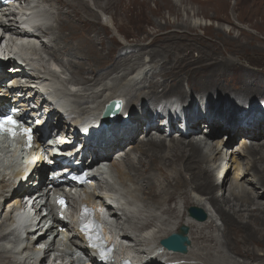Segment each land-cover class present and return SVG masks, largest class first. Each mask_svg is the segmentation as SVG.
<instances>
[{
	"label": "bare ground",
	"instance_id": "obj_1",
	"mask_svg": "<svg viewBox=\"0 0 264 264\" xmlns=\"http://www.w3.org/2000/svg\"><path fill=\"white\" fill-rule=\"evenodd\" d=\"M86 1L39 0L41 5H51L56 10L57 27L51 29L47 26H39L37 27V38L35 36L33 37L36 39L31 38L41 40V51L47 56L46 59L36 51L32 53L37 56L42 68H45L50 61H54L60 65L67 76H70L69 81L72 84L82 88L81 96L76 95V101L72 102L78 106V109L64 105L57 107L39 93L38 89L31 88L19 91L18 93L22 96L11 100L12 96L3 94L0 86V111L5 110L7 108L5 103L11 100V106L23 109V114H25L31 106L27 98H32V103L34 104L35 101L38 109L34 113H28L25 118L29 127H33L38 133L41 127L47 125L51 131V138L54 132L58 131L62 137L66 135V138H70V135H73L74 142H80L77 149L72 148V152L64 153V155L67 153L72 156L61 158L63 161L79 158L81 163L85 161L87 163L88 159H92V163L98 160L101 164L109 163L115 183L123 190H130H127L130 196L126 203L127 208L136 210L134 215L126 216L120 214V210L112 205L110 211L118 221L119 229L123 232V239L133 240L136 247L144 248L141 258L136 263L194 264V261H199L196 263L264 264V115L254 116L252 113L240 112L244 110V101H248L251 94L254 96L252 101L264 98V75L257 76L247 72L244 78L241 75L239 78H232V74L240 73L242 69L233 63L224 65L226 58L223 61L222 58L216 57L220 54L219 50H212L213 52L206 50L210 44H206L205 40L195 34L193 38L201 42L200 50H195L199 53L198 60L193 59L194 50H183L184 54L180 50V54L173 57L172 54L167 55L165 60H161L163 61L161 67L159 66V80L156 79L158 74H156V69L148 66L147 63H140V59H143L146 54L145 49L152 46L154 40L148 45L146 43L133 44L131 47L134 50H120L121 57L118 59L116 54L118 50H111L110 46L107 48L106 45L102 47L99 44L98 33L93 30L92 36L87 40L82 38L83 41L79 47L80 54L68 50V46V49L63 52L66 57L63 58V56L62 59L59 57L61 55L56 54L62 50L47 49L54 47L50 45L53 38L55 41L61 43L62 40L70 45L75 23L92 26L96 15ZM93 1L99 2L100 0ZM151 1H157L163 9H169L172 15L178 17L182 15V9L173 0H139L138 3L134 1L127 5L124 4V10L132 13L137 10L138 4L149 12ZM112 2L108 1L107 5H115L116 2ZM188 2L202 3L199 0H182L183 4H188ZM184 11L187 9L184 8ZM48 17L50 18L49 15ZM166 25L169 26L170 22ZM190 26L189 23L181 21L177 26L157 29L153 36L164 34L167 31L165 34L170 35L168 36L169 41L172 40L171 37L174 34L187 38L186 36L190 33H196V30ZM41 28L44 29L43 33ZM7 29L8 32L16 31L13 27H7ZM218 30L222 31V29ZM67 31H70L69 34L66 33ZM225 31L231 33V30L226 29ZM23 35L32 34L24 33ZM47 40L48 43H46ZM110 41L117 42L114 36L110 37ZM92 42L96 50H85L87 43ZM98 45L101 47L97 48ZM222 53L233 55L237 54V50H222ZM150 55L160 56L161 53L158 50ZM74 56L83 58L85 61L76 65L74 61H71L69 65L66 64L69 61L68 57ZM123 62L124 65H122ZM74 66H77V76L81 73L82 67H87L83 71L86 70L93 76L91 80L86 79L83 84L74 81V75L70 71ZM4 70L5 72L0 74V84L2 80H7L11 76L8 67ZM100 72L104 73L95 78ZM114 73L117 76L122 75L120 79L114 78L111 88H118L124 81V93L113 92L108 85L102 86L99 91L95 90ZM22 75L27 78L29 72L23 71ZM224 77L229 78L228 82L233 88L243 92L239 94L242 100L232 95L213 91L223 87L222 78ZM161 88L163 90L159 91ZM146 89L148 91L144 93ZM202 92H205V95H200ZM144 94L145 98H150V100L145 99ZM120 96L125 99V107L119 118L111 125L103 127V130L94 131L95 122L104 117V105ZM144 99L146 101H142ZM171 101L177 105H184V107L180 111L169 113L173 109ZM134 108H138L139 113H136ZM235 113L243 116L241 118L243 121L235 122L233 120ZM125 114H129L128 119L124 118ZM64 122L65 125H63ZM86 125V128L83 127ZM176 126L179 129L177 132ZM80 127L82 132L79 130ZM200 128L207 129L209 135L206 138L213 140L210 147H207V143L199 138L203 137L197 134ZM222 131L233 136L232 142L239 139L240 145L232 148L233 143L228 144L224 140H215ZM137 137L139 140L136 142L134 140ZM42 145L46 153L58 147L57 143L53 148L45 146V143ZM123 147L124 150L120 151ZM114 156L119 157L112 161ZM37 162L38 166L28 172L9 174V178H18L19 184H25L20 190L12 188L10 191L11 185L7 176H0V227L8 219L7 209L11 204L21 203L20 194L29 193L32 191V185H40L42 180L49 181L48 175L54 174L56 166L58 170L62 169L59 162H55L54 166L43 164L40 158ZM137 163L145 168L144 173L131 176V171H136L134 168ZM8 166L7 163L3 165L5 169ZM123 166L124 171L121 170ZM155 169L157 173L153 172ZM158 176L162 177V180L159 179L161 181L158 182L159 185H156L152 182ZM128 183L134 188L131 189ZM101 185L102 182H99L98 186L101 187ZM142 187L146 189L147 199L151 200V203L144 200V196L140 197ZM105 197L109 198L111 195L96 193L93 197L88 196L85 201L93 204L98 200L102 201L101 199ZM180 199H183V219L175 224L170 223L171 219L179 218L177 201ZM137 202L142 205L141 209L137 208ZM191 207L201 209L207 216L206 221L200 223L189 218L187 211ZM152 209L166 215L161 227H157L154 223L159 219L157 215H151L148 219L144 218L145 215L142 212H150ZM125 224L132 226L136 224L135 231L138 233L153 227L154 230L151 229L155 237L160 238L174 232L180 233V228L185 225L189 229V241H192H190L187 254L167 255L163 253L160 255L148 244L144 245L143 239L137 234L135 236L127 230L124 232ZM64 227L68 230L61 233L62 238L59 239L61 247L68 246L70 237H80L76 229L69 226ZM44 237L45 235L40 236L39 240L45 241L47 238ZM49 251H55L52 245ZM31 256L18 255L10 260L5 252L0 251V264H28L26 262L29 260H34L32 264H42V261L38 263V259L30 258ZM125 264L130 263L126 261Z\"/></svg>",
	"mask_w": 264,
	"mask_h": 264
},
{
	"label": "rangeland",
	"instance_id": "obj_2",
	"mask_svg": "<svg viewBox=\"0 0 264 264\" xmlns=\"http://www.w3.org/2000/svg\"><path fill=\"white\" fill-rule=\"evenodd\" d=\"M108 1L110 2L113 1L112 3L114 2L116 3L115 5L110 6L107 5ZM134 1H137V3L139 2V0H100L99 2H95L93 0H87L86 2L88 6L90 7V9L94 11L96 15V17L93 19L95 20V22L91 24L92 26L85 25L84 23H75V29L73 31L72 42L70 45L64 43L62 40L61 43L59 41H55V39L53 38L52 39L53 41L51 42L50 45L52 46L54 45V47L47 50H62V51H58L56 54L58 56L61 55L59 56L60 58H62L63 56H64L63 58H65L66 56L63 55V52L67 50L69 46L68 50H72L74 53L80 54L79 47L83 39L87 40L89 37H91L92 31L94 30L96 33H98V39L100 40L99 44L102 47L106 45L105 47L107 48L110 46L111 50H118L116 54H117V58L120 59L121 57L119 54L120 50L123 51L134 50V48L131 47L133 44L137 45V44L146 43L148 45L154 40L153 45L148 46L145 49L147 50L146 54L143 57V59H140L141 60L140 63L142 64L147 63L148 66H151L153 69H156L157 70L156 74L158 73L156 75V79L159 80L160 78L158 75L162 64L161 62H163L161 60L164 59L167 55L172 54L171 56L173 57L180 54L179 52L180 50H182V52L183 50H194L193 55L192 54L191 55L194 57L193 58L194 60H198L199 53L198 51L195 50H200L201 42L193 38L195 34L198 35L202 40H205L206 44L207 43L210 44V46L207 47L208 49L206 48V50L208 51L211 50V52H213L212 50H219L218 52L220 54L219 56L216 55V57H218L219 59L222 58L223 61H225L226 58L224 65L233 63V64H237L239 69H242L240 70V73L235 72V74H232L231 75L232 78H239L240 77L239 75H241L242 77L247 76L245 75L247 74V72L255 74L257 76L264 75V0H199L203 4L202 3L199 4L197 2L196 3L188 2V4L185 3L183 4L182 0H173L174 3H176L182 9L181 10L182 15L180 17L172 15L169 9H163L160 3H158L157 1H151L149 12L145 11V8L138 4L136 8L137 10H135L132 13L124 10V4L127 5L133 3ZM206 1L208 3H205ZM43 5L48 8L47 11L49 13L48 15L52 19L51 21L52 23L47 27L51 29H55L57 27V12L51 5H50L51 7L45 4ZM184 8H186L187 11H184ZM181 21H185L189 23L191 25L190 27L196 30V33H190V35L186 36L187 38L182 37L179 34H174L172 35L171 37L172 40L170 41L168 40L169 39L168 36L170 35L165 34L167 31H165L164 34L153 36V34L157 29L170 28L173 25L177 26L178 24L181 23ZM167 22H170L169 26L166 25ZM104 27H106L107 29L106 28L104 29ZM218 29H222V31ZM226 29H228V31L231 30V33L230 32L226 33L225 31ZM43 30L44 29L41 28L42 33ZM69 32L70 31H67L66 33L69 34ZM112 36L116 38L118 43L117 42L114 43L110 41V37ZM48 40L46 41V43L49 42ZM100 45H98L97 48H100L101 47ZM85 50H96V46L93 42L90 44L87 43ZM158 50L161 53L160 56L150 55L154 51L157 52ZM222 50H237V54H233V55H230L229 53L223 54ZM68 59L69 61L68 63H66L68 65L71 63V61H74L75 65L85 61V59L83 58L81 59L75 56L68 57ZM122 65H124V62L122 63ZM76 67L74 66L70 70L74 75V79H75L74 81L83 84V82L86 81V79L91 80L93 76L86 70L83 71V69H87V67H82L80 69L81 73H79L78 76L76 75V72L78 71ZM238 68L236 69L237 71ZM103 73L104 72H100L99 73L100 75L99 74L96 75L95 78L102 76ZM121 75L122 74H120V76H117V74L114 73L107 80L103 81L101 86L95 88V90L97 91L101 90L102 86L104 85H108V87L111 88L114 84L113 82L114 78L120 79ZM222 79L224 80L223 87H219V89L213 91H219L223 94H226L228 96L232 95L236 97V99H239L240 98L239 94H243V92L233 88L232 85L228 82L229 81L228 77H224ZM121 84L122 85H120L116 89L111 88L112 91L117 92L118 94H121V92L124 93V81ZM162 90L163 88L159 89V91ZM147 91H148L147 89L144 90V93ZM231 92H233L234 94ZM200 95H205V92H202ZM143 96L145 98V94ZM253 98L254 96L253 94H251L249 100L244 101L245 103L244 110H241L240 112H247V114L252 113V115L254 116L264 115V108H263L264 98L261 99L258 98L255 101H252ZM145 99L142 101H146ZM147 100H150V98H148ZM240 100L242 99L240 98ZM35 104L36 103L34 101V105ZM170 104H172L173 109H171L172 111H169V113L180 111V109L184 107V105H177L174 101H171ZM169 108H171V105H169ZM134 110L136 111V113L137 112L139 113L138 108H134ZM119 116L120 115H115L113 117L114 120L112 122L110 123L107 122L108 125L106 124L103 125L106 126L111 125L116 119L119 118ZM128 116L129 114L127 116H124V118L128 119ZM242 117L243 116L235 113L233 116V120L239 123L243 121L241 120ZM63 125H65V122L63 123ZM103 127L105 126L100 127L98 130H103ZM206 130L207 129L205 128H200L198 129L197 134L204 136L208 134ZM94 131H97V129L94 128ZM177 131H179V129H177L176 126V132ZM174 134L176 133L174 132ZM65 136L66 135L62 137V135L59 134L58 141L61 142L62 141L61 139L65 141L68 140L69 138H66ZM224 136L226 137L223 138ZM138 140L139 139L137 137L135 138L134 141L137 142ZM215 140H224L225 143L228 144L233 143L232 148H237V146L240 145L238 142L239 139L236 140V142H232L233 136H231V134H227L225 131H222L220 134H218V137H216ZM79 143L80 142H76L72 146H68L67 149L76 148L79 146ZM122 150H124V147L121 148L120 151ZM118 157L119 156L116 157L114 156L112 161H115V159H117ZM138 163L137 165L135 164L136 168L134 169H136V171L134 170L131 171L132 172V174H130L131 176H134L137 173H144L145 168L140 166ZM121 170L124 171V166L121 168ZM155 170L153 172L157 173V170L156 171ZM159 179L162 180V177L160 178V176H158V178L153 179L152 183L159 185L158 182L160 183L161 181ZM128 185L131 187V189L134 188L132 184L128 183ZM141 189H142L141 193H139L140 197L142 198L144 196L143 199L146 201L148 200L147 202L151 203V200L147 199L148 197L146 196L145 193L146 189L143 187ZM182 202L183 199L177 201L178 213L180 212L178 214L179 218L171 219L172 221L170 220V223L175 224L176 222L178 223L183 219ZM157 211L152 209L150 212L145 211L146 213H148L147 216L144 214L145 212H142V214L145 215L144 218L146 219H148L149 216L151 215H157L159 219L155 220L154 223L157 224V227H161V225H163V221H165L164 219L166 215H163L161 214V212L159 213ZM159 223L160 226H158ZM151 228L154 230L153 227ZM9 258L11 260V257ZM196 262L199 263V261H194V264H197Z\"/></svg>",
	"mask_w": 264,
	"mask_h": 264
},
{
	"label": "water",
	"instance_id": "obj_3",
	"mask_svg": "<svg viewBox=\"0 0 264 264\" xmlns=\"http://www.w3.org/2000/svg\"><path fill=\"white\" fill-rule=\"evenodd\" d=\"M116 114L119 115V113H116ZM188 212L190 213L191 218L196 220L197 222H200V223L205 222L207 219L206 214L199 208L191 207L188 210ZM187 232H188L187 227H184V226L181 227L180 233L175 234L174 236L171 237L169 241L167 240L165 242L166 247L174 251H177L179 253L186 254L188 250L187 246L190 245V241L188 237L186 236Z\"/></svg>",
	"mask_w": 264,
	"mask_h": 264
},
{
	"label": "snow or ice",
	"instance_id": "obj_4",
	"mask_svg": "<svg viewBox=\"0 0 264 264\" xmlns=\"http://www.w3.org/2000/svg\"><path fill=\"white\" fill-rule=\"evenodd\" d=\"M19 122L14 120L12 116H4L0 118V133H7L8 135L15 137L18 133L16 129L20 128ZM22 132L28 137L29 143L31 142V129L23 128ZM61 203H63L61 201ZM85 229L87 230L90 225L85 224ZM95 247V245H93ZM103 255V253H102Z\"/></svg>",
	"mask_w": 264,
	"mask_h": 264
}]
</instances>
